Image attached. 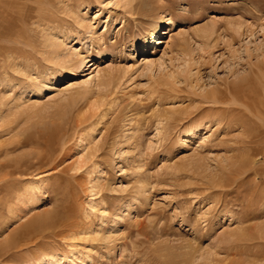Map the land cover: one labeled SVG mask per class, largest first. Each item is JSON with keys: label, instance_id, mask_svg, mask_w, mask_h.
Returning a JSON list of instances; mask_svg holds the SVG:
<instances>
[{"label": "rangeland", "instance_id": "374dc122", "mask_svg": "<svg viewBox=\"0 0 264 264\" xmlns=\"http://www.w3.org/2000/svg\"><path fill=\"white\" fill-rule=\"evenodd\" d=\"M27 1L0 0V264H264V0Z\"/></svg>", "mask_w": 264, "mask_h": 264}, {"label": "bare ground", "instance_id": "6f19581e", "mask_svg": "<svg viewBox=\"0 0 264 264\" xmlns=\"http://www.w3.org/2000/svg\"><path fill=\"white\" fill-rule=\"evenodd\" d=\"M28 2H30V1L28 0L27 3H28ZM31 2H32V0H31ZM28 4H29V3H28ZM24 5H26V4H24ZM24 9H25V8H24ZM27 9H28V8H27ZM25 12H26V11H25ZM33 18H34V17H33ZM29 19H30V18H29ZM161 27H162V26H161ZM168 29H169V28H168ZM159 33H160V27H159V26H155V27L152 29V31L150 32L149 36H150V38L153 39V38L156 37V35H159ZM211 34H212V32H209V33H208L207 31H202V33H201L202 37L205 36L206 38H208ZM147 59H148V58L146 57V58L143 60V62L146 63V62H147ZM89 65H90V64H89ZM92 66H95V64H92ZM98 75H99V74H98ZM98 75H97V76H98ZM93 77H94V76H93ZM94 78H95V77H94ZM94 78L91 77V79H89V80H86V81L84 80V82H82L81 85H83V86H85V87L88 86V84H89L90 82H93L92 79H94ZM99 78H100V77H99ZM88 87H89V86H88ZM238 92H239V91H238ZM240 93H241V96H240V97L242 98L243 95H244V94H243L244 92L241 90ZM227 94H228V92H227ZM234 94H235V93H234ZM233 96H234V95H233ZM235 97H236V96H235ZM241 98H240V99H241ZM226 101H227V100H226ZM241 101H243V100L241 99ZM230 102H231V101H230ZM243 102H244V101H243ZM240 103H241V102H240ZM232 105H233V103H232ZM12 175H13V174H12ZM50 218H51V217H50ZM51 219H52V218H51ZM35 225H36V224H35ZM46 225H47V224H45V226H46ZM263 231H264V230H263ZM262 237H264V236H262ZM50 262H51V263H54V262H55V263H58V260L56 261L55 257H53V258H51ZM59 263H60V261H59Z\"/></svg>", "mask_w": 264, "mask_h": 264}]
</instances>
